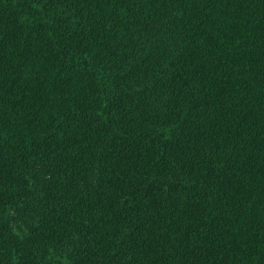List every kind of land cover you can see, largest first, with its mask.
<instances>
[{
    "label": "trees",
    "instance_id": "obj_1",
    "mask_svg": "<svg viewBox=\"0 0 264 264\" xmlns=\"http://www.w3.org/2000/svg\"><path fill=\"white\" fill-rule=\"evenodd\" d=\"M0 264H264V0H0Z\"/></svg>",
    "mask_w": 264,
    "mask_h": 264
}]
</instances>
